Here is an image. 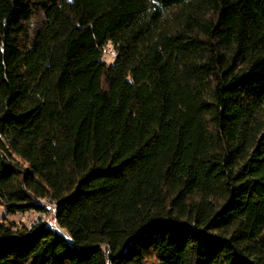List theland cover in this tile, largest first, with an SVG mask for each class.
Listing matches in <instances>:
<instances>
[{"label": "trees", "instance_id": "1", "mask_svg": "<svg viewBox=\"0 0 264 264\" xmlns=\"http://www.w3.org/2000/svg\"><path fill=\"white\" fill-rule=\"evenodd\" d=\"M0 206V264H264V0H0Z\"/></svg>", "mask_w": 264, "mask_h": 264}, {"label": "rangeland", "instance_id": "2", "mask_svg": "<svg viewBox=\"0 0 264 264\" xmlns=\"http://www.w3.org/2000/svg\"><path fill=\"white\" fill-rule=\"evenodd\" d=\"M108 55L106 57V60L107 61H112V58H111V54L110 52H108ZM52 212H49V213H42L41 215H39L38 213L36 212H33V211H27L26 213H14V214H7L3 208V206H0V220H3V219H8V220H15L17 222H22L24 224H31L33 223L36 219H38L39 217H43L47 220H51L53 215H51Z\"/></svg>", "mask_w": 264, "mask_h": 264}, {"label": "built area", "instance_id": "3", "mask_svg": "<svg viewBox=\"0 0 264 264\" xmlns=\"http://www.w3.org/2000/svg\"><path fill=\"white\" fill-rule=\"evenodd\" d=\"M110 54H111V55H113V54H114V52L111 50V51H110Z\"/></svg>", "mask_w": 264, "mask_h": 264}]
</instances>
